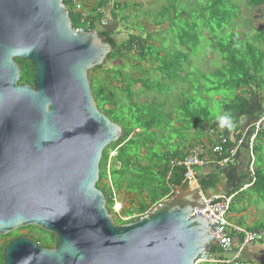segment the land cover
<instances>
[{
  "label": "water",
  "instance_id": "95a60500",
  "mask_svg": "<svg viewBox=\"0 0 264 264\" xmlns=\"http://www.w3.org/2000/svg\"><path fill=\"white\" fill-rule=\"evenodd\" d=\"M113 49L97 30L76 31L63 0H0V235L55 236L52 248L15 237L4 264H201L224 241L195 213L206 206L191 178L132 222L109 213L100 162L124 132L99 110L88 72ZM18 59L34 66L33 85L19 83Z\"/></svg>",
  "mask_w": 264,
  "mask_h": 264
},
{
  "label": "trees",
  "instance_id": "16d2710c",
  "mask_svg": "<svg viewBox=\"0 0 264 264\" xmlns=\"http://www.w3.org/2000/svg\"><path fill=\"white\" fill-rule=\"evenodd\" d=\"M82 1L85 6L87 1L92 3V8L89 9L92 21L90 29L97 30L114 48L105 64L91 69L88 75L99 110L121 125L124 132L122 138L104 150L97 186L105 194L107 208L115 222L125 224L140 218L167 196L170 185L178 187L186 180L185 168L181 166L167 177L171 160L182 156L177 149L167 150V145L174 138L206 136L209 129H213L216 136H226L223 131L229 129H219L217 117L210 114L209 104L219 103L218 99H222V105L219 104L221 115H232L235 127L231 129L235 132L240 130L244 117H254L256 122L264 115V110L257 114L252 110L256 96L260 97V101L264 100V49L261 45L264 44V26L257 29L252 38L242 37L243 30H239L236 22L240 17L237 0H207L190 13L186 8L179 9L188 0H164L165 6L154 16V26L156 28L169 21L168 28L178 30L175 35L183 48L164 54L156 49L153 38L164 34L166 29L157 34L150 32L147 36L141 29L140 33H131L119 42L115 37L118 32L112 31L111 26H108L110 22L105 18V8L111 6L114 22L129 20V14L120 18L119 10H125L127 2L132 0ZM138 1L134 0V4L142 5ZM246 5L249 8L263 6L264 0H246ZM66 6L70 11L72 26L77 28L79 16L72 10L71 2H66ZM99 9L102 11L98 12ZM102 18L107 21V25L101 26ZM205 33L208 38H205ZM203 41H214V48L222 64L210 73H199L197 77L194 74L192 80L189 74L192 62L190 58L197 54ZM17 62L22 68L19 83L33 85L34 66L27 60L18 59ZM108 64L110 65L107 66ZM171 84H194L195 89L199 87L197 91L200 90V94L206 87L205 94H210L206 95L209 104L205 105L197 100L189 89L183 90L189 93V97L183 98L184 94H180L175 102L163 100L161 96L164 92L158 88ZM222 93H225L224 97L220 96ZM143 96L147 98L145 101H137ZM156 136L161 137L157 140ZM164 136H168L166 145L163 143ZM262 136L264 137V130L259 132L254 148L257 169L253 187L259 195L264 196V167L257 165L259 152L263 151V147L257 144ZM114 151L116 154L113 156ZM114 192L119 195L123 204H127L128 207H123L121 215H126L129 219L123 220L114 214ZM24 228H28L32 234H36L34 231L37 229V241L44 247H53V234L36 226ZM17 235L18 232L0 235V239L14 238ZM5 246V243L0 245V264H4L2 251ZM211 251L218 252L219 247L216 246Z\"/></svg>",
  "mask_w": 264,
  "mask_h": 264
},
{
  "label": "built area",
  "instance_id": "2783aa9c",
  "mask_svg": "<svg viewBox=\"0 0 264 264\" xmlns=\"http://www.w3.org/2000/svg\"><path fill=\"white\" fill-rule=\"evenodd\" d=\"M66 2L72 3V10L78 14L80 21L76 31L87 32L91 31V13L88 7L85 6L82 0H63L64 5ZM67 7V6H66ZM68 8V7H67ZM102 9H99L98 12H101ZM107 25V21L102 18L101 26ZM264 130V115L260 117L253 125L252 131L246 139L239 138L234 144H231L230 140L227 137H222L215 143H198L193 144L188 149L184 158H175L170 162L169 173L167 177L172 174V171L181 166L184 167L186 172L184 177L186 179H194L197 169L202 166L212 163V161H219L222 166H228L230 163H233L237 155V151L242 144H246L247 149L250 155V164L249 170L251 173L252 181L245 185V188L250 187L255 181V144L259 132ZM170 192L157 204L153 205L143 216L149 214L157 206L165 203L170 198H172L176 192L177 187L170 185ZM113 198L115 206L118 205L117 202V193H113ZM203 205L204 208H196L195 213L200 214L207 221L212 229H215V236L221 240L224 239L219 244L218 252H206L200 255L198 262L201 264H250L243 260L242 254L246 248L250 245L256 243L264 242V229L257 230H247L242 226L234 224L229 219L230 207H231V196L220 195L213 197L203 196ZM114 210V214L123 218L121 212ZM142 216V217H143ZM241 234L242 241L238 244L237 247H234V236Z\"/></svg>",
  "mask_w": 264,
  "mask_h": 264
},
{
  "label": "rangeland",
  "instance_id": "374dc122",
  "mask_svg": "<svg viewBox=\"0 0 264 264\" xmlns=\"http://www.w3.org/2000/svg\"><path fill=\"white\" fill-rule=\"evenodd\" d=\"M205 1L207 2V0H188L187 2H184L179 7V9H182L183 7V8H186L189 13L194 12L195 9L200 8L202 4L205 3ZM236 2L240 7V17L238 21L236 22L239 25V30L241 31L243 30L241 32V36L242 37L247 36V37L252 38L257 33L256 32L257 29H260L264 26V5L259 6V7L249 8L246 5V0H237ZM127 3H128V6L125 8V10L123 11L119 10V14H120L119 17L121 18L124 14L126 15L129 14L130 15L129 20L123 19V20H119V22H114L111 17V11H112L111 6H109L108 8H105L106 10L105 18L108 20V22H110L108 26H111L112 31L114 30L118 32L115 35V37L119 42L126 39L131 33L132 34L140 33L141 29L144 30L143 32L145 36H147V34H150V32L151 33L154 32V34H157V33L163 32V30L166 29L164 31V34H158L155 38H153V40L155 41L156 49L160 50V52L164 54H167V52L169 51L175 52L180 49H183L178 41V38L175 35V33L178 30L174 28V31H175L174 32L173 29H170V27L168 28L167 24H169V21L162 26H158L156 28L154 26V21H155L154 16L158 12H160L161 9L165 6L166 2L164 0H139L138 3L142 4L140 6L139 5L136 6L134 4L135 3L134 0L127 2ZM86 6L89 7L90 9L92 8V3L87 1ZM183 21L184 20H182L181 23H183ZM205 36H206L205 38L209 37L207 33H205ZM202 43L203 45H200L197 54L191 55V58H190L191 59L190 61L192 62L189 65V68H190L189 74H191L190 77L192 78V80H194V74L197 77L199 73L201 74L210 73L212 71H215L222 64V62L220 61V56L218 55V53L216 52L214 48V45H215L214 41H206L205 43L203 41ZM261 45H262V48L264 49V44H261ZM109 65L110 64H108L107 66ZM195 68H198V70ZM197 88L199 89V87ZM197 88L195 89L194 84L193 86H191L190 84L184 85V86L183 84L182 85L171 84L169 86L159 87L158 89L164 92L163 95L161 96L162 99L167 100V101L169 100L171 103L172 101L173 102L177 101V98L179 97L180 94L181 95L184 94L183 98L189 97L188 96L189 93L183 91V90L188 91L189 89L190 94L192 93L193 95H196L197 100H200L205 105L209 104L207 102L206 95L210 96V94H205L204 90L206 89V87L203 88L202 94H200L201 92L200 90L197 91ZM224 94L225 93H222L220 96L224 97ZM200 97H203V99H201ZM146 99L147 98L143 96L137 99V101L143 102ZM218 100H219V103L215 102V104H211V105L209 104L210 106L209 111L213 117L214 116L218 117L222 113L221 107L219 105L221 104L222 99H218ZM170 112L172 111L170 110ZM210 132H213V129H209L208 134H210ZM160 137L161 136H156L157 140H159ZM172 137H175V136H172ZM167 142H168V136H164V139H163L164 145H166ZM167 146H168L167 150H172L174 148L172 143ZM186 153L183 156H181V158H184ZM112 155L114 156L115 153H113ZM257 165L258 166L260 165L261 168L264 167V151L260 154ZM251 181H252V178H251ZM251 186H253V184ZM113 201H114V198H113ZM117 201H118V205H116L114 209L117 210L118 212H121L123 210L124 205L119 200L118 197H117ZM260 206L261 208H264V200H263V203L260 204ZM231 211L232 213L235 212L234 210H231ZM125 217L127 216L123 215V218ZM263 226H264V223H263ZM16 232H18V236L32 234L28 228H24V229L20 228L18 230L13 231L12 233H16ZM38 232L39 231L35 229L34 233L37 234ZM43 236H46V234H43Z\"/></svg>",
  "mask_w": 264,
  "mask_h": 264
},
{
  "label": "crops",
  "instance_id": "0c3cea01",
  "mask_svg": "<svg viewBox=\"0 0 264 264\" xmlns=\"http://www.w3.org/2000/svg\"><path fill=\"white\" fill-rule=\"evenodd\" d=\"M257 114L258 111L264 110V100L260 101V97L256 96L252 108ZM264 112V111H263ZM256 118L244 117L238 132L232 129L223 131L226 136H216L215 132L206 133V136H186V138H174L172 140L173 149L178 150L179 155H184L188 148L198 143H215L220 137H227L231 144H234L239 138L246 139L252 131V125ZM263 133V132H262ZM263 147L264 137L262 136L258 142ZM262 151V152H263ZM261 152V153H262ZM259 152V154H261ZM250 155L246 144H242L235 157L233 163L228 166H222L219 161L202 166L197 169L195 178L193 179L197 187H203V196L213 197L220 195L231 196V207L229 219L232 223L242 226L247 230L264 229V208L260 204L263 203L264 196L259 195L253 186L245 188V185L251 181V173L249 170ZM257 169V167L255 168ZM124 209L128 206L123 204ZM231 210L235 212L232 213ZM242 241V235L234 236V247ZM244 261L250 264H264V242L250 245L242 254Z\"/></svg>",
  "mask_w": 264,
  "mask_h": 264
},
{
  "label": "clouds",
  "instance_id": "9594fccd",
  "mask_svg": "<svg viewBox=\"0 0 264 264\" xmlns=\"http://www.w3.org/2000/svg\"><path fill=\"white\" fill-rule=\"evenodd\" d=\"M217 120H218V123H219V127L222 128V129H224V128L231 129V128L235 127V121H234V119H233V117H232V115L230 113H225L223 115L218 116ZM117 196L119 198V195H117ZM114 206H115V202H114L113 208H114ZM121 213H122V211H121ZM112 217H113V215H112ZM122 217H123V215H122ZM125 218L129 219L128 217H125Z\"/></svg>",
  "mask_w": 264,
  "mask_h": 264
},
{
  "label": "flooded vegetation",
  "instance_id": "af4514ba",
  "mask_svg": "<svg viewBox=\"0 0 264 264\" xmlns=\"http://www.w3.org/2000/svg\"><path fill=\"white\" fill-rule=\"evenodd\" d=\"M18 236V235H17ZM16 236V237H17ZM25 236L27 238L33 239L35 241H37V239L39 238V236L37 234H29V235H22ZM15 238V237H14ZM14 238H4V239H0V245L4 244L7 245L9 244ZM38 242V241H37ZM49 248H52L51 245L49 246Z\"/></svg>",
  "mask_w": 264,
  "mask_h": 264
}]
</instances>
